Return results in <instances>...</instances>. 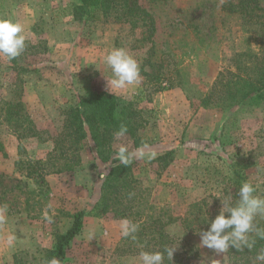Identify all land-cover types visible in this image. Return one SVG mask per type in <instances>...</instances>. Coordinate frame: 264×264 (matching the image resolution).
<instances>
[{
  "label": "rangeland",
  "instance_id": "1",
  "mask_svg": "<svg viewBox=\"0 0 264 264\" xmlns=\"http://www.w3.org/2000/svg\"><path fill=\"white\" fill-rule=\"evenodd\" d=\"M73 4L0 0V18L26 29L24 52L12 61L0 57V264H138L140 245L120 234L125 218L95 208L113 164L97 157L89 137L80 143V162L71 170L40 178L33 166L47 160L67 107L88 93H110V72L101 57L113 47L126 48L141 74L137 86L113 93L117 112L132 101L146 124L135 133L137 145L117 131L110 158L116 159L121 145L133 152L146 144L156 154L131 162L138 181L131 212L140 210L146 218L152 205L154 215L167 211L183 218L191 204L218 195L233 169L264 186V94L231 107L217 100L231 73L245 74L264 55V0H144L140 4L154 18L150 35L97 9L74 18ZM142 72H156L163 85L174 86L148 94L155 83ZM16 102L22 107L8 110ZM21 113L31 119L34 136L18 138ZM166 152L171 153L158 161ZM80 210L82 228L64 259L47 262L45 250ZM127 216L132 218L130 211ZM192 228L186 232L179 222L164 228L176 238L173 257L180 264H238L227 252L202 246L196 223ZM9 235L15 236L13 247L7 245Z\"/></svg>",
  "mask_w": 264,
  "mask_h": 264
},
{
  "label": "trees",
  "instance_id": "2",
  "mask_svg": "<svg viewBox=\"0 0 264 264\" xmlns=\"http://www.w3.org/2000/svg\"><path fill=\"white\" fill-rule=\"evenodd\" d=\"M74 1L75 4L72 5V15L74 18H81L90 9H97L106 17H112L114 20L128 23L135 29H144L149 33L148 35L154 31L152 12L147 6L140 4L144 0ZM250 65L247 71L244 72L245 74H230V78H227L217 91L218 101H223L222 103L225 102L224 104L227 107H231L250 97L256 98L264 94V55L255 66H252L253 64ZM252 67L254 70L251 73ZM142 75L146 77V81H153L155 83L150 88H146L148 94L157 93L165 88L174 86L172 82H169L167 87L163 85L162 78L158 77L156 72H142ZM7 105L8 110L22 107L20 102L8 103ZM116 108V96L103 91L88 93L80 98L76 105L67 107L64 110V123L61 132L53 138L54 146L47 160L33 162L35 170H39L36 176L42 178L44 174L71 170L72 167L78 165L80 162L79 145L89 137L93 143L97 157L102 162L110 161L113 164L103 178L99 199L95 204V208L102 212L113 211L116 216L125 219H129L127 212L130 211V214H132L130 220L139 225L135 239H132L140 245L137 251H163L166 246H171V244L176 242V238L167 233L164 228L176 222H179L186 232L193 231L192 225L195 223L196 234H199L198 230H206L208 223L204 221L205 216L210 221L217 215L221 207V201L216 197L217 195H209L191 204L188 214L183 218L180 216L175 217L167 211H164L161 215L160 213L154 215L152 212L154 206L152 205L147 206L149 214L145 216L146 218H143V212L140 210H133L131 212L133 206L130 204L133 198H135L134 190L138 181L133 175L131 163L125 166L118 159H111L110 149L115 133L122 126L126 127V132L130 134L134 144L137 145L138 138L135 133L146 124V120L140 111L134 107V102L132 101L124 105L119 112H117ZM17 118L21 119L19 127L24 126L20 130L21 134L17 135L18 138H25L36 134L32 121L26 113L18 114ZM170 153H164L157 160H164ZM244 181H246L244 172L240 169H233L228 184L218 194L221 200L229 196L235 199L240 184ZM256 187L257 194L264 195V186ZM124 199H128L129 203H123ZM115 205L121 206V208H116ZM84 215L85 212L83 210L72 214L70 227L64 233L57 235L54 245L45 250L44 257L47 262H60L64 259L69 243L82 228ZM256 225L257 227L264 228V218L257 217ZM253 238L255 243L251 250L244 249V251H237L229 249L227 253L233 261L238 264H264V261L256 260L257 254L264 249V239L256 238L254 234ZM165 264H180V261L178 262L175 257H172L171 261L165 259Z\"/></svg>",
  "mask_w": 264,
  "mask_h": 264
},
{
  "label": "clouds",
  "instance_id": "3",
  "mask_svg": "<svg viewBox=\"0 0 264 264\" xmlns=\"http://www.w3.org/2000/svg\"><path fill=\"white\" fill-rule=\"evenodd\" d=\"M25 25L10 18H0V57L12 61L19 57L26 48ZM102 64L109 70L107 78L108 91L114 92L134 88L140 83L141 74L138 61L130 55L124 47H113L101 57ZM127 131L122 126L117 135H123ZM145 144L133 152H129L127 146L121 145L115 158L125 166L134 159H154V151H146ZM221 207L217 215L204 221L208 223L206 230H198L200 244L216 254H223L229 249L244 251L251 250L256 238L264 239V228L257 227V217L264 218V195L257 194V187L250 181L240 184L238 194L233 199L231 196L221 200ZM5 218L0 216V223ZM139 225L129 219H123L120 223V234L123 238L135 239ZM15 236L9 235L7 245L13 247ZM175 244L166 246L161 250H141L138 255V264H165V259L171 261ZM257 261H264V249L256 256Z\"/></svg>",
  "mask_w": 264,
  "mask_h": 264
}]
</instances>
